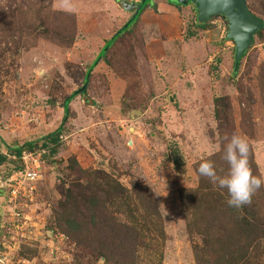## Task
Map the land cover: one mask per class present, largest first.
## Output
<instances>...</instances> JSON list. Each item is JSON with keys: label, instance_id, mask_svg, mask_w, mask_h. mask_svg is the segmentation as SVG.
<instances>
[{"label": "rangeland", "instance_id": "1", "mask_svg": "<svg viewBox=\"0 0 264 264\" xmlns=\"http://www.w3.org/2000/svg\"><path fill=\"white\" fill-rule=\"evenodd\" d=\"M41 2L42 15L73 14L77 33L71 46L23 36L21 13L36 0H0V153L9 155L8 146L40 140L61 125L64 130L56 154L49 149L30 152L40 161L42 176L31 187L17 177L13 184L8 181L21 159L8 156L0 166V179L6 181L0 188L4 195L0 259L9 255L5 264H107L80 257L67 238L60 239L55 226L65 169L76 157L84 166L110 174L129 191L139 185L153 192L165 238L157 240L155 251L138 252V264H198L194 249L203 245V239L188 233L190 207L182 191L198 187V164L220 151L216 98H231L238 135L247 137L264 174V92L258 78L264 42L257 41L250 49L252 71L247 72L248 57L235 78L233 42L234 48L222 55L206 44L207 37L192 39L188 32L186 52L178 51L175 61L170 54L162 64L151 63L148 32L135 25L124 41L110 48L107 60L98 62L85 85L83 76L105 43L133 14L123 12L115 0ZM152 2L147 0L146 5ZM215 20L225 37L227 22L222 17ZM126 52L135 57L139 71L135 78L124 72ZM84 88L66 114L65 99ZM14 203L22 214L19 221L13 218ZM30 232L34 234L28 239Z\"/></svg>", "mask_w": 264, "mask_h": 264}, {"label": "trees", "instance_id": "2", "mask_svg": "<svg viewBox=\"0 0 264 264\" xmlns=\"http://www.w3.org/2000/svg\"><path fill=\"white\" fill-rule=\"evenodd\" d=\"M41 1L30 3L29 10L21 13V23L26 28L23 36H33L35 40L49 39L57 44L60 41L61 46H71L77 33L74 15L54 13L52 18L49 14L42 15L39 6ZM263 2L264 0H248L249 9L261 19H264ZM146 6H142L139 15L131 21L128 28H122L117 36L106 42L91 68L83 76L85 85L90 81V73L98 62L107 60L110 48L118 41L125 40L126 33ZM11 16L6 17L11 19ZM208 25L198 24L201 29H206ZM257 41L264 42V30L258 32L252 46ZM235 52L234 49L233 75L236 78L244 59L249 57L248 73L255 64L249 50L243 55L239 69L235 72ZM127 54L128 52L125 53ZM124 65L127 67L125 73L129 72L134 78L139 75L134 56L127 55ZM258 68V78L264 92V62L258 64ZM85 90L86 88L76 91L65 99L66 114L70 111L71 101L76 95L85 93ZM233 109L230 97L215 99L214 115L221 148L202 162H213L220 176L227 175L229 170V165L223 159L226 144L224 137L230 138L232 134H238ZM244 116L247 117L246 112ZM63 130L64 125H61L40 140L8 146L9 155L0 154V166L8 161V156L21 159L24 152L49 149L52 155L56 154L61 145ZM211 136L214 137V133ZM250 148L249 160L253 174L260 176L252 147ZM202 162L197 166L198 187L182 191L183 199L187 200L190 207L188 233L203 239V245L194 249L197 263L264 264V245L261 244L264 240V214L261 207L264 206V187L253 197L251 205L239 210L230 207L227 204V190L214 186L208 178L198 173ZM19 167L20 165L13 171ZM65 173L66 181L59 190L61 200L54 210L55 226L58 232L68 239L69 244L74 246L80 257L97 261L103 259L107 264H138V252L155 251L157 240L165 238L160 205L150 188L135 185L134 189L129 191L110 174L88 168L76 157L68 160Z\"/></svg>", "mask_w": 264, "mask_h": 264}, {"label": "crops", "instance_id": "3", "mask_svg": "<svg viewBox=\"0 0 264 264\" xmlns=\"http://www.w3.org/2000/svg\"><path fill=\"white\" fill-rule=\"evenodd\" d=\"M126 1L138 3L139 0ZM126 14L128 13L125 12V15H122V17L125 18ZM131 18L128 19V21L131 20ZM215 22L216 20L213 19L210 22L211 24L208 23L209 25L206 29H201L198 26L197 11L194 5L189 4L183 6L172 3L170 0H153L152 4L145 8L133 26L138 25L140 26L139 28L148 32L149 37L148 41H146V50L149 56L147 62L153 63L156 61L155 63L159 62L162 64V61L165 62L167 59H171L169 58L170 54L174 55L172 58L174 59L178 51L181 50L186 52L187 48L185 49V47L188 46L191 41V38H187L188 32L190 33L188 37L191 36L193 37L192 39L196 38L197 40L199 35L207 37L206 44H208L211 49H218L219 53H222V55L225 54V52L227 53L231 48H234L231 44L232 41L227 39V32L224 37L221 27L215 26ZM154 34H159V37L155 38ZM187 39H189V42H187ZM206 41L204 40L203 44H205ZM189 55H191L190 51ZM213 55L215 56L216 54ZM1 192L0 190V193ZM1 197H4V195L0 194V200ZM1 204L2 202L0 201V205ZM1 207L3 208V206ZM1 207L0 223L2 221L1 215L4 214Z\"/></svg>", "mask_w": 264, "mask_h": 264}, {"label": "water", "instance_id": "4", "mask_svg": "<svg viewBox=\"0 0 264 264\" xmlns=\"http://www.w3.org/2000/svg\"><path fill=\"white\" fill-rule=\"evenodd\" d=\"M122 8L132 13L133 17L123 28H128L131 21L137 17L147 0L140 3L126 0H116ZM177 5H194L199 24H208L216 17H222L227 22V39L235 45V72L243 55L249 51L255 42L259 31L264 30V19L256 16L248 7V0H170ZM120 30L112 37L119 34Z\"/></svg>", "mask_w": 264, "mask_h": 264}, {"label": "clouds", "instance_id": "5", "mask_svg": "<svg viewBox=\"0 0 264 264\" xmlns=\"http://www.w3.org/2000/svg\"><path fill=\"white\" fill-rule=\"evenodd\" d=\"M67 4V0H64ZM71 10V9H69ZM223 159L229 165L227 175L217 174L215 165L211 161H204L199 165L200 176L208 178L214 186L226 189L229 199L227 204L235 209H242L251 205L253 197L264 187V174L254 175L250 165V144L247 137L232 134L224 137ZM264 245V240L261 241Z\"/></svg>", "mask_w": 264, "mask_h": 264}, {"label": "built area", "instance_id": "6", "mask_svg": "<svg viewBox=\"0 0 264 264\" xmlns=\"http://www.w3.org/2000/svg\"><path fill=\"white\" fill-rule=\"evenodd\" d=\"M21 163L19 169H16L15 171H13V173L11 174L10 178L8 181L11 182V184L14 183V181L12 180V178L17 177V179L23 183V185H28V187H31L30 185L36 183L38 180H40L41 176V171L39 170L40 168V161L38 159H36L33 155V153L30 152H24L21 158ZM7 180V179H5ZM6 184L5 182H2V180L0 179V188H3L4 185ZM28 187L25 188V190H28ZM13 194L15 195V200L17 199L16 193L15 191H13ZM13 208V211H15L13 213V218H15L17 221L20 220L21 218V212L19 211V209L17 208L16 203L13 204V206L11 207ZM24 216V215H23ZM1 225V223H0ZM4 227V225H3ZM31 234L33 235L34 233H29L28 239H31ZM60 239H65V237L63 235H59ZM37 240V239H35ZM16 245V242H15ZM9 255H6L5 257H3L2 259H0V263H4V261L6 263H9L8 261V257ZM5 264V263H4Z\"/></svg>", "mask_w": 264, "mask_h": 264}]
</instances>
